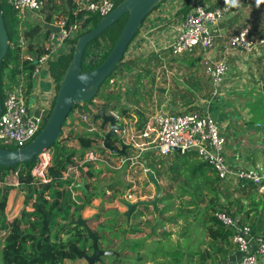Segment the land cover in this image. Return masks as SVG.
Segmentation results:
<instances>
[{
  "label": "trees",
  "instance_id": "obj_1",
  "mask_svg": "<svg viewBox=\"0 0 264 264\" xmlns=\"http://www.w3.org/2000/svg\"><path fill=\"white\" fill-rule=\"evenodd\" d=\"M120 1L114 0V6ZM67 2L68 0H62L57 4L55 0H42V6L38 10L40 19L35 17L19 22L17 11L7 0H0V10L8 38L7 51L0 64V99L4 89L15 87L20 81L24 83L25 93L30 90L33 83L30 76L32 63L20 59V43H24L25 52L35 56L42 54L44 52L42 43L49 31L42 26V23L51 22L53 14L57 15L56 17L58 15L63 17L66 24H70L75 18L80 19L75 34L68 39L70 43L68 53H60L56 59L50 61L53 64L49 67V71L56 80L57 88V81L67 66L77 36L88 31L100 19L95 14H86L81 11L73 15V6L66 9ZM189 8L187 1L184 0L182 7L177 10V15L185 14ZM125 19L126 15L122 16L86 44L81 57L82 71L89 70L102 61L116 40ZM119 20H121V25L116 28ZM125 52L126 49L118 64L101 83L93 97L81 105H74L68 112L58 138L47 148L51 158L45 168L46 182H41L31 174L36 158L9 167L0 165V264H65L66 261L81 260L82 256L91 252V241L85 237L84 229L75 224V219L81 216V211L89 206L94 194L90 190L84 191L77 186L72 175L63 177L62 173L72 168L82 173V178H91L100 173L101 167L95 169L89 160H84L79 164V160H82L84 154L90 150L98 153L104 151L103 147H92L102 141V136L100 130L92 124L87 126L91 128V131L82 133H73L68 130L63 135V130L66 128V119L74 108H81L84 114L89 116L104 105L108 111H115L120 118L129 117L130 107L128 105L139 101L136 91L138 87H143L141 79L147 74L143 68H136V64L143 62L144 65H149L150 57L145 60L133 59L126 56ZM133 68L137 70L134 82L130 87L123 88L122 93L118 89L112 91L107 86V82L114 73H119L122 77V73L131 72ZM149 88H154L151 79ZM93 99H96L98 103H95ZM106 143L119 149L120 139L118 136L109 135ZM129 150L130 147L125 145L123 151L125 156L130 155ZM106 155L120 156L118 152ZM138 158L139 162L142 161V164L154 174L157 180L162 177L164 181L157 203L158 220H154L151 207L146 204L138 205V208L132 212L130 221L123 220L122 223H119L123 219L121 213L115 210L102 211L100 209L87 220L89 223H95L94 228L91 229L97 235V246L108 250V244L111 241L109 236L119 237L120 242H123L128 250L135 252V249L140 247L138 239L143 235L141 222L149 226L150 231L147 233L149 235L156 227L161 228L165 224L173 226L179 223L183 224L179 235L181 243L175 242L172 246H177L175 249L157 247L151 251V255L157 254L160 257L155 261L156 264H178L181 261L183 264H219L228 256H232L234 249L228 240L230 229L222 225L215 218L214 213L222 210L230 211V207L225 204H236L237 199L233 198V191H229L222 184L210 165L202 160L194 150L184 152L172 150L167 155H160L155 150L148 149L140 152ZM104 169L112 170L105 165ZM10 174L15 177V185L6 183V177ZM128 186V184L125 185L121 191V183L113 181L105 185L104 189L109 190L110 196L115 198L121 195ZM172 187H175V192L171 191ZM76 191L80 192V195H77ZM11 192L21 194L19 207L15 214L12 213L14 204L9 208L7 205V198ZM142 211H148L152 215L150 223L147 219L139 221L143 215ZM239 212L242 213V217L239 216L240 221L246 218L251 232L264 238V226L260 217L252 226L255 210L251 217L250 209L241 211L236 208V211L231 214L236 216ZM169 233L170 231L161 230L160 237L153 240L154 244L163 242ZM130 238L136 240L128 243ZM184 241L186 242L185 248L181 250ZM108 257L104 255L101 260ZM151 259L154 260L152 257Z\"/></svg>",
  "mask_w": 264,
  "mask_h": 264
},
{
  "label": "crops",
  "instance_id": "obj_2",
  "mask_svg": "<svg viewBox=\"0 0 264 264\" xmlns=\"http://www.w3.org/2000/svg\"><path fill=\"white\" fill-rule=\"evenodd\" d=\"M61 1L55 0V3H60ZM186 1L190 7L189 10L185 14L177 15L176 17L177 4H181L178 8L182 7L184 0H163L159 5H156L142 21L137 34H135L126 47L125 54L130 58L141 60L147 59L148 56L155 59V63H152V65H157V70L147 80L148 83L150 79L153 82L154 88L150 90H154L159 99L153 114L158 110L174 113L194 112L198 115L209 114L224 137L223 156L226 163L243 170L264 173V47H257L250 52H245L244 50L230 46L227 42L228 37L242 27H247L252 36L264 34V0ZM196 2L207 8L227 6V12L215 24L209 26L213 34V43L210 48L206 50L195 48L190 52L173 55L169 52L168 45L175 34V27L191 11L192 5ZM66 5H68L66 9H69V6H72V0H68ZM60 18L62 19L63 17ZM54 19L56 18L52 20ZM219 61H223L226 64V71L221 82L213 85L208 74L205 72L204 62L207 64ZM45 67L48 68V65L45 64ZM141 83L144 84L142 79ZM55 91L56 80L52 77L48 68L42 70L35 77V80H33L30 96L41 97L43 94L45 96L52 95ZM93 101L98 103L96 99H93ZM144 102L145 97H142L135 104H127L128 106H132L131 109H133L134 114L140 116L139 118L142 120L140 123L142 124L148 122L146 121V112L140 109ZM87 106L90 107V105ZM82 113L85 112L81 108H74L72 110L66 119V128L63 130V135L68 130L73 133L84 132L83 130L79 131L78 128L80 127L85 131H91V128H87L88 125L91 126V115L83 123L79 120V116ZM127 120L130 119L127 118ZM94 126L97 127V123ZM123 128L125 131H133L134 127H129V129ZM120 134L118 133V138H120ZM123 143L127 145L126 142ZM97 146L103 147L101 141L96 145H92L94 148ZM129 151H131L130 155L136 153L131 147ZM89 153L94 154L98 159L91 161L93 167L95 169L101 167L102 171L91 178H82V173H78L76 168L68 174V176L72 175L77 183L79 181L83 182L84 191L94 186L97 195H100L98 200L92 197L89 206L83 209L80 215L85 211L98 213L102 208L100 207L101 202H106L108 199L115 200L114 197L110 196V191L104 189L105 185L113 181L122 183L120 180L110 177L106 183L101 185V191H97V184L94 181H98L99 178L105 180L104 173L106 170L104 169L105 163L103 161L111 163V161H115L124 155L120 154L118 157H109L106 154L110 152L104 148V151L101 153L90 150L84 154V157ZM81 161L80 159L79 164ZM142 163L141 161L135 165H128L125 162V165L134 170V168L145 167ZM125 174L127 180L124 182V187L127 184L129 186L125 188L126 190L123 193L125 195L127 193L133 195L132 198H130L131 195L129 196L128 201L148 199L150 197L149 191L154 192L153 186L147 181L146 177L138 175L136 176L138 181L136 184L139 183L144 186V191L139 194V197H134V193L131 191L132 188H129L131 186L129 183L131 174L129 172H125ZM13 178L15 179L14 176ZM157 181L162 188L164 185L162 177ZM10 184L15 185L16 180ZM222 184L225 185L223 182ZM225 186L229 191H233V198L237 199L236 204H225L230 207V212L236 211V208L241 211L250 209L251 217L255 210L256 214L252 226L256 224L259 217L260 219L263 218L264 190H258L257 185L252 183H244L243 185H236L234 187ZM173 189L175 187H172L171 191ZM75 193L80 195L78 191ZM11 199L12 196L8 195L7 205L9 208L14 204L12 213L15 214L20 201L14 203ZM91 204L97 206L92 207ZM120 207H122V210L125 209L122 205ZM92 215L86 219L87 224L89 223L87 220ZM236 216L240 221L239 216L242 217V213L239 212ZM241 223L248 225L246 218H243ZM232 260L233 256H228L219 264L228 263Z\"/></svg>",
  "mask_w": 264,
  "mask_h": 264
},
{
  "label": "built area",
  "instance_id": "obj_3",
  "mask_svg": "<svg viewBox=\"0 0 264 264\" xmlns=\"http://www.w3.org/2000/svg\"><path fill=\"white\" fill-rule=\"evenodd\" d=\"M11 7L17 11L19 22L30 20L41 6L42 0H7ZM73 11L86 14H95L98 17L106 15L113 7L114 0H72ZM28 13L30 11H33ZM227 6L207 8L200 3H195L175 27V34L171 39L168 50L173 55L190 52L195 48L206 50L212 46L213 34L209 26L216 23L224 13ZM76 19V20H75ZM70 24L65 19L56 18L48 22L58 27L57 31L49 30L42 46L44 52L39 56L25 52L24 43H20V59L32 63L30 76L32 80L45 67V60H54L58 55L67 54L70 48L69 38L78 27L79 18H75ZM230 46L250 52L257 47H264V34L252 36L247 27L240 28L237 32L228 37ZM204 62L205 72L208 74L211 83L217 85L221 82L226 71V64L223 61L216 63ZM113 82V79H109ZM115 81H119L115 79ZM24 83L20 81L17 86L4 89L0 99V146L6 148H18L30 141L41 129L52 105L55 92L52 95L41 97L30 96L31 87L25 93ZM117 119H121L115 111L109 110ZM79 120L85 123L88 116L82 113ZM121 121V120H120ZM123 121V119H122ZM120 141L126 142L136 153L117 158V160L103 161L108 169H117L124 162L128 165L138 158L141 151L153 149L160 155H167L172 148L180 152L194 150L213 169L217 177L229 187L252 183L257 185L258 190H264V173L253 170H243L228 165L223 156L224 137L221 135L218 126L213 118L205 113L198 115L194 112L174 113L158 110L152 115L150 126L137 131L119 132ZM152 135V137H151ZM137 138L140 140L137 141ZM31 169V174L41 182H46L45 168L48 166L51 154L47 150L40 153ZM84 160H98L94 154L89 153L83 157ZM81 161V162H82ZM136 162V161H135ZM66 170L63 177L68 176ZM142 167V171L146 170ZM130 194L124 197L126 201ZM127 197V198H126ZM215 218L224 226L230 229L228 240L233 245V260L224 264H264V238H260L251 232V228L241 223L238 218L228 210L216 211Z\"/></svg>",
  "mask_w": 264,
  "mask_h": 264
},
{
  "label": "water",
  "instance_id": "obj_4",
  "mask_svg": "<svg viewBox=\"0 0 264 264\" xmlns=\"http://www.w3.org/2000/svg\"><path fill=\"white\" fill-rule=\"evenodd\" d=\"M161 1L163 0H121L106 15L100 17L92 28L77 36L73 44L71 57L64 72L57 81L55 96L41 129L30 141L21 147L12 149L0 146V165L9 167L21 162L31 161L53 144L60 134L62 123L70 109L74 105H81L93 97L101 83L118 64L144 17ZM124 15H126L125 22L105 57L97 66L82 71L81 57L86 44ZM42 26L51 31L58 30L57 26L48 22L42 23ZM7 47V32L0 10V64L6 54ZM122 119H117L104 105L91 115V124L96 125L97 123V128L100 130L102 136L101 144L110 153L118 152L124 155V143L120 141L119 149L106 143L107 136H117L122 130ZM120 120L122 123H120ZM106 127L107 129L105 130ZM172 150L180 152L177 148H172ZM144 176L153 186L154 194L151 199L124 201L125 211L121 214L124 216L126 222L130 221L132 212L140 204L150 206L154 214V220H158L157 203L161 194V186L149 169L144 171ZM76 185L84 189L82 181H79ZM75 224L84 229L86 233L85 237L91 241V252L81 257V260H84L85 264L98 263L101 261L102 256L112 254L111 251L100 249L97 246V235L88 226L86 219L79 216L75 219Z\"/></svg>",
  "mask_w": 264,
  "mask_h": 264
},
{
  "label": "rangeland",
  "instance_id": "obj_5",
  "mask_svg": "<svg viewBox=\"0 0 264 264\" xmlns=\"http://www.w3.org/2000/svg\"><path fill=\"white\" fill-rule=\"evenodd\" d=\"M58 3L59 2H57V4ZM160 3L161 2H159L157 5H159ZM177 5L176 6L178 8L181 4H177ZM177 8H176L175 17L177 16V10L179 9V8L178 9ZM34 11L35 10L30 11L28 13H31ZM36 12H37V16H35L36 14H32L30 17H32V18L38 17V19H40V15L38 14V11H36ZM56 16L57 15L53 14L52 18H60L59 15H58V17H56ZM120 25H121V20H119L118 23H116V28H119ZM74 34H75V32L72 33V36ZM136 34H137V32H136ZM133 59H136V58H133ZM50 61L48 59L45 60L46 64L48 65V68L51 67L53 64V62H50ZM35 62H36V57L33 58L32 63H35ZM149 63H150L149 65H144L143 62H137V64H136V68H138V69L143 68V70H146V72H147V74H145L142 77V81L144 82L143 88L138 87L139 89L136 91V93H137L139 100H141L142 97H145V102L143 103L142 108H140V107L139 108L146 112L145 116H146V121H148V122H145V124L139 125V123L142 120H140L138 115L134 114V112L131 109L132 106H129L130 107L129 111H128L129 117H127V118L130 120H127V118H124V122L125 121H127V122H125V123L123 122V124H122L123 127H126V129H129V127H131V128L134 127L132 130L137 131L138 129L144 128L145 125L150 126L152 114L156 110V104L158 103L159 99L157 97V94L154 92V90H150L149 83L147 82V80L151 74H154L156 72L157 65H154V66L152 65V63H155V59L151 56H150V62ZM136 72H137V70H135V68H133L131 70V72L122 73V77L119 75V73H114L113 76L111 77V79H113V82L108 81L107 86L110 87L112 89V91H117V89H118L119 92L122 93L124 91L123 88L130 87L133 84V82H134L133 79H134ZM115 79H118L119 81H115ZM107 91H110V90H107ZM78 129L80 132L82 130L85 131L82 127L78 128ZM76 133H79V132H76ZM151 137H152V135H151ZM139 140L140 139L137 138V141H139ZM47 152H49V151H47ZM49 154H50V152H49ZM138 159L135 160L136 162L133 161L131 164L135 165V164L140 163ZM116 170H106L104 173V179L105 180H103L102 178L101 179L99 178L98 181L95 180L94 182H96V184H97L96 190L101 191V187H102L101 185L106 183V181H108V179L111 177V178H116L122 182L121 187H120L121 191H122V188L124 187V182H126V180H127L125 172H129L131 174V177H129V179H130L129 183L131 184V186L129 188H132L131 191H132V193H134V197H136V198L139 197V194H141L144 191V186H142L139 183L136 184L138 182L136 176H138V175L144 176L143 171H142V167L134 168V170H133V168H129L128 166L126 167L125 162H124L123 165H121ZM113 171H115V172H113ZM13 176L14 175H12V174L8 175L7 184H10V183L15 181ZM140 181H142V180H140ZM89 190L93 192V194H94L93 197L95 199L98 200L100 198V195L98 196L97 192L94 190V186H92V188L90 187ZM124 190H126V189H124ZM172 192H175V189H173ZM153 194H154V192L149 191L150 197H148V199H151ZM9 195L12 196L11 201L13 200L14 203L20 201V198H21L20 195L21 194L11 192ZM126 195L123 193V194L115 197V200L114 199H108V200H106V202H101V204H100V207H102L101 210L102 211L115 210L119 213H122L123 211H125V209L122 210V207H120V205H122L125 208V206L123 205V202L126 201V199L124 198ZM130 195H131L130 198H132L133 195L132 194H130ZM91 205H92V207L97 206L94 204H91ZM93 213H89V212L85 211L82 213L81 217L84 219H87ZM142 213H144V214L142 215V217L139 218L140 219L139 221H143L144 219H147L148 223H150L152 221V218H151L152 215L150 213H148V211H142ZM101 219H102V217L100 215V220ZM123 220H125L124 216H123L122 221L120 220L119 223H122ZM141 223L142 224L140 225V227H141V230H143V232H142L143 235L141 236V238L138 239L139 243H140V247L136 248L135 252L128 250L126 245H123V242H120L121 238L109 236V239L111 241H110V244H108V250L111 251L112 254L108 255L109 256L108 258H104L100 262L95 263V264H153V263L156 264L155 261L160 259V257H158L157 254L151 255V251L155 250L157 247H161V249L162 248H168V249L173 248V249H175V248H177V246L172 247L175 245V242L177 244L181 243V238L179 237V235L182 232L181 225H183V224L176 223L173 226H170L169 224L168 225L165 224L161 228L160 227L154 228L152 234L149 235V234H147L150 231L149 226L144 225V222H141ZM261 223L264 226V216L261 220ZM88 226L93 229L95 226V223H90V224L88 223ZM161 230L170 231L169 236L166 237L165 239H163V242H160L158 244H154L153 240L160 237L159 233L161 232ZM132 240H136V239L130 238L127 242L132 243ZM185 243H186L185 241L182 242L181 250L183 248H185ZM151 257L154 260H152ZM65 264H85V262H84V260H76L73 262H65ZM178 264H183V262L182 261L178 262Z\"/></svg>",
  "mask_w": 264,
  "mask_h": 264
}]
</instances>
